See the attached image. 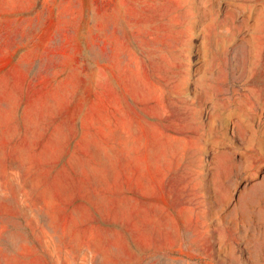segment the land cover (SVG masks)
<instances>
[{"label":"rangeland","instance_id":"374dc122","mask_svg":"<svg viewBox=\"0 0 264 264\" xmlns=\"http://www.w3.org/2000/svg\"><path fill=\"white\" fill-rule=\"evenodd\" d=\"M10 51L32 79L76 83L92 150L141 133L168 173L143 216L154 232L109 231L55 168L22 160L25 137L0 112V264H264V0H0V67ZM171 229L174 248L157 250Z\"/></svg>","mask_w":264,"mask_h":264},{"label":"crops","instance_id":"0c3cea01","mask_svg":"<svg viewBox=\"0 0 264 264\" xmlns=\"http://www.w3.org/2000/svg\"><path fill=\"white\" fill-rule=\"evenodd\" d=\"M14 53L10 51L8 63L0 67V112L8 113L4 119L11 121L7 124L9 134L22 133L25 137L22 160H32L30 167L40 169L41 173V169L51 173V169L55 168L54 184L59 186V190L73 194L68 198L92 201L96 210L94 214L106 217L107 222L117 225L105 227L109 231L154 232L153 226L146 224L143 216L152 215L158 207V178L168 173L166 165L162 163L160 166L157 153L151 150V146L142 152L141 133L136 135V143L129 145L132 150L127 149L129 146L124 140L121 143V138H115V143H98L92 150L89 136L85 130L80 133L77 124L79 108L72 106L73 98L79 93L76 83L64 91L62 79L58 78L59 71L46 73L41 70L36 79H32L30 64L23 57L14 62ZM64 95L67 99L65 104L62 103ZM22 105L23 115L20 117L18 113ZM31 109L35 113L28 116ZM46 133L52 134L49 146L34 148L40 141L35 137ZM77 136L71 156L63 162L70 143ZM30 154L35 159L28 158ZM59 175L61 177L57 178ZM253 216L264 226V204L257 208L253 204ZM172 230L170 235L152 237L157 250L174 248L176 241ZM118 237L123 236L119 234ZM132 253L142 255L147 251ZM126 262L116 264L129 263Z\"/></svg>","mask_w":264,"mask_h":264}]
</instances>
